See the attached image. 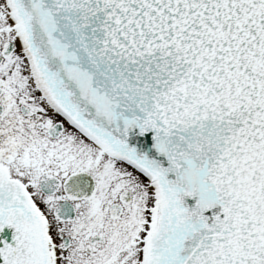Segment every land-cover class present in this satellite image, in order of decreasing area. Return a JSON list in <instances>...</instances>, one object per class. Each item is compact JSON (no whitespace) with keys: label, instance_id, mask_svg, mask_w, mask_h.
I'll use <instances>...</instances> for the list:
<instances>
[{"label":"snow or ice","instance_id":"1","mask_svg":"<svg viewBox=\"0 0 264 264\" xmlns=\"http://www.w3.org/2000/svg\"><path fill=\"white\" fill-rule=\"evenodd\" d=\"M0 264H264V0H0Z\"/></svg>","mask_w":264,"mask_h":264}]
</instances>
